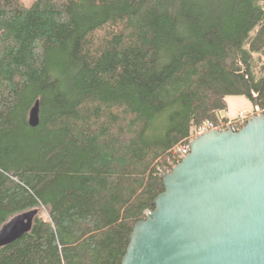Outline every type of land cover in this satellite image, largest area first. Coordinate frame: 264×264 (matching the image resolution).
I'll use <instances>...</instances> for the list:
<instances>
[{
	"label": "trees",
	"instance_id": "16d2710c",
	"mask_svg": "<svg viewBox=\"0 0 264 264\" xmlns=\"http://www.w3.org/2000/svg\"><path fill=\"white\" fill-rule=\"evenodd\" d=\"M262 56L264 0H0V228L37 210L0 264H121L191 127L264 111Z\"/></svg>",
	"mask_w": 264,
	"mask_h": 264
},
{
	"label": "water",
	"instance_id": "95a60500",
	"mask_svg": "<svg viewBox=\"0 0 264 264\" xmlns=\"http://www.w3.org/2000/svg\"><path fill=\"white\" fill-rule=\"evenodd\" d=\"M38 123L35 101L28 124ZM160 179L163 192L132 226L121 264H264V114L194 137ZM36 214L7 221L0 247L31 231Z\"/></svg>",
	"mask_w": 264,
	"mask_h": 264
},
{
	"label": "built area",
	"instance_id": "2783aa9c",
	"mask_svg": "<svg viewBox=\"0 0 264 264\" xmlns=\"http://www.w3.org/2000/svg\"><path fill=\"white\" fill-rule=\"evenodd\" d=\"M264 111L257 110L256 112L243 113L240 112L235 118H228L227 120L207 121L198 126H192L189 132V139L186 144H180L173 149V159L176 164L188 153V143L194 137L211 131V130H225L231 128L233 131H238L252 115H262Z\"/></svg>",
	"mask_w": 264,
	"mask_h": 264
},
{
	"label": "rangeland",
	"instance_id": "374dc122",
	"mask_svg": "<svg viewBox=\"0 0 264 264\" xmlns=\"http://www.w3.org/2000/svg\"><path fill=\"white\" fill-rule=\"evenodd\" d=\"M31 0H23L25 4H29ZM262 62L264 63V56H262ZM227 109L221 113L222 116L227 118H235L240 112L250 113L252 112V106L250 102L242 96H228L226 98ZM38 215L42 216V209L39 210Z\"/></svg>",
	"mask_w": 264,
	"mask_h": 264
}]
</instances>
